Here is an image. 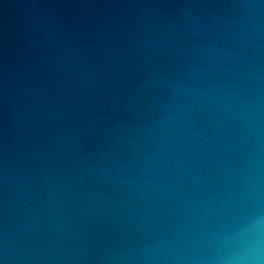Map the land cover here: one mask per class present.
Listing matches in <instances>:
<instances>
[{"label":"water","instance_id":"1","mask_svg":"<svg viewBox=\"0 0 264 264\" xmlns=\"http://www.w3.org/2000/svg\"><path fill=\"white\" fill-rule=\"evenodd\" d=\"M264 215V0H0V264H208Z\"/></svg>","mask_w":264,"mask_h":264},{"label":"clouds","instance_id":"2","mask_svg":"<svg viewBox=\"0 0 264 264\" xmlns=\"http://www.w3.org/2000/svg\"><path fill=\"white\" fill-rule=\"evenodd\" d=\"M243 242L227 250L218 251L208 264H264V215L257 208L242 228Z\"/></svg>","mask_w":264,"mask_h":264}]
</instances>
